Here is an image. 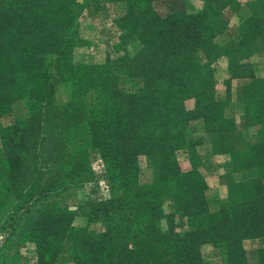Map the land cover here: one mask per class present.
Instances as JSON below:
<instances>
[{"label":"trees","instance_id":"16d2710c","mask_svg":"<svg viewBox=\"0 0 264 264\" xmlns=\"http://www.w3.org/2000/svg\"><path fill=\"white\" fill-rule=\"evenodd\" d=\"M78 1L0 0V117L18 114L12 126L0 125V219L8 213L11 236L35 245L36 264H56L67 242L77 264H205L210 251L247 264L244 242L264 239V147L240 155V167L256 169L257 177L231 184L226 202L211 210L199 173L201 140L188 139L196 123L218 133L229 122L235 76L202 66L197 55L214 58L217 22L235 0H202L204 11L165 18L153 9L158 0H109L123 4L115 27L134 45L103 63L74 61ZM234 18L264 43V0L240 6ZM249 79L245 112L264 129V79ZM82 128L88 146L75 142ZM90 148L119 199L135 202L131 242L117 244L110 231L91 227L124 212L123 202L90 204L85 225L76 210L46 203L50 193L94 179ZM180 153L189 170L181 168ZM151 155L172 189V213L156 188L138 185V160ZM178 217L194 219V228L178 229ZM257 261L264 264V248Z\"/></svg>","mask_w":264,"mask_h":264},{"label":"rangeland","instance_id":"374dc122","mask_svg":"<svg viewBox=\"0 0 264 264\" xmlns=\"http://www.w3.org/2000/svg\"><path fill=\"white\" fill-rule=\"evenodd\" d=\"M256 0H235L218 20L217 26L222 35L217 38L219 47L211 61L202 54L197 59L202 66L211 67L216 71L228 72L235 77L231 83V101L226 111L229 122L218 133H210L196 123L191 129L188 139L201 140L198 151L201 153L199 173L203 176L209 188L208 201L211 210H216L227 200L228 187L231 184L244 182L257 177L256 169L244 170L240 167V155L253 147H264V129L252 115L247 117L246 96L249 93L253 75L264 79V43L244 28L238 27L234 14L246 3ZM82 4L76 40L73 51L74 61L77 63H103L106 59H117L125 51L133 49V40L129 33L115 27V20L124 11L122 3L109 0H79ZM208 4L202 0H158L153 3V9L161 18L175 13H195L206 10ZM239 67V69H237ZM241 76V77H239ZM221 90V89H220ZM65 98V95H63ZM18 114L8 113L0 117L2 127L12 126ZM78 145H86L88 132L86 128L74 134ZM1 156V152H0ZM181 168L186 171L191 165L189 159L182 153L177 155ZM89 167L94 179L77 186H70L49 194L46 203L59 207L76 210L78 225H85L89 212V205L110 200L123 202L124 212L97 219L96 230L110 231L117 244L131 242L137 233L138 225L133 213L135 202L132 199H119V194L112 190L107 180L106 166L97 150H89ZM137 182L140 188H156L163 202L166 213L174 212L172 189L169 184L160 180V161L157 156H140L137 163ZM156 190V191H157ZM8 213L3 212L0 219V264L3 255L9 256L7 263L16 264L10 258H19L28 264H36V247L23 243L22 239L11 236V222L6 220ZM180 217L181 214L177 213ZM178 229H193L194 219L179 218ZM4 228V231H1ZM8 240V241H7ZM14 243V244H11ZM20 243V244H18ZM133 243V242H132ZM244 249L248 252L245 260L247 264H258L257 250L264 248V239L257 238L245 241ZM208 252V251H207ZM205 264H230L225 256L214 257L210 252L205 255ZM6 260V258H4ZM56 264H77V257L73 254L72 244H64Z\"/></svg>","mask_w":264,"mask_h":264}]
</instances>
